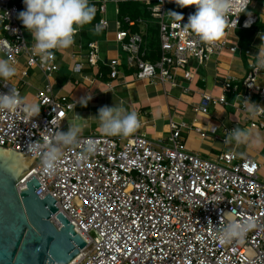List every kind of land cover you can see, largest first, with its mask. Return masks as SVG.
Returning <instances> with one entry per match:
<instances>
[{
  "label": "built area",
  "instance_id": "1",
  "mask_svg": "<svg viewBox=\"0 0 264 264\" xmlns=\"http://www.w3.org/2000/svg\"><path fill=\"white\" fill-rule=\"evenodd\" d=\"M126 1L89 0L97 9L91 31L95 34L107 31L108 3L117 5ZM134 1L144 3L150 18L158 25L159 56L155 61L147 60L142 32L131 29L136 24L144 25L148 18L125 16L115 20V41L127 54L126 65L132 70L131 76L148 84L179 85V71L191 83L195 78L189 68L192 60L202 66L225 51L235 53L240 48L236 31L251 28L258 21V16L249 10L253 0H248L246 9L234 10L229 15L230 24L223 37L214 45H207L183 28L188 17L195 14V5L182 8L175 0ZM25 10L24 0H0V53L17 69L7 85L0 79V93L7 94L13 86L22 96L29 69L42 71L48 79L60 69L58 57L64 49L53 50L54 60L43 66L39 56L33 55L35 41L28 44L26 28L18 19L19 12ZM169 11L182 14L184 19L173 21L166 14ZM102 20L105 25L96 32L95 25ZM123 22L129 27H123ZM85 32L81 28L74 37L75 43L67 48L74 60L72 71L86 81L107 78L110 81L106 83L112 88V81L124 72L123 64L119 58H102L97 41L83 40ZM232 33L236 37L234 43L229 41ZM254 55L250 56L246 77L241 82L234 77L225 78L220 94L198 87L192 89L191 84L183 87L184 93L194 91L199 96L190 103L196 116L191 123L170 118L167 138L155 139L137 132L126 138L81 134L78 145L63 150L54 175L43 174L39 162L20 181L19 190L26 188V182L35 176L41 183L36 194L44 197L50 193L56 199L58 211L86 240V246L70 264H264L261 165L252 157H240L235 151L207 157L188 150L185 145L186 136L191 133L201 138L211 133L224 141L229 131L236 129L224 127L220 136L216 133L218 126L212 125L207 130L198 123V115H207L219 105L238 107L251 117V128H264V113L251 116L243 100L252 102L256 93L259 100L254 103L264 107L262 70L257 72L253 68ZM86 64L93 70L92 74L84 72ZM126 80L124 76L125 83ZM229 94L240 96L239 105L229 101ZM34 98L41 108L38 116L29 118L22 110L0 112L1 147L33 157L27 150L29 143L43 136L51 139L56 130L65 131L64 122L74 109L75 100L55 93L51 82L38 88ZM88 140L95 143L96 151L86 162L78 163V154ZM232 210L234 213H229ZM229 218L237 222L251 219L256 227L242 240L233 239L221 245L218 228Z\"/></svg>",
  "mask_w": 264,
  "mask_h": 264
},
{
  "label": "crops",
  "instance_id": "2",
  "mask_svg": "<svg viewBox=\"0 0 264 264\" xmlns=\"http://www.w3.org/2000/svg\"><path fill=\"white\" fill-rule=\"evenodd\" d=\"M107 6L106 16L110 21V27L107 31L95 34L91 31V24L85 25V33L83 40H95L101 48V56L105 60L111 58H119L124 68L116 80L112 81V88L108 87L105 80L86 81L80 74L74 73L73 63L68 54L70 49H64L63 53L59 54L60 69L51 74L49 79L42 71L32 68L29 69L27 83L22 85V97L29 98L26 101L34 102V95L38 88H42L46 83L51 82L55 93L69 95L75 100L74 109L68 113L64 122V130L67 131L70 123L79 125L81 134L99 133L103 134L98 122L94 119L98 115V110L103 106H116L118 103L128 111H136L141 121V127L136 131L143 133L150 138L165 139L169 134V119L173 118L175 121L185 120L192 122L196 114L191 108V101H197L199 96L191 91L184 93L183 87L191 84L192 89L198 87L203 91H209L213 94H220L222 82L227 77H234L241 82L250 70V56L258 54L259 46L264 43V29L258 30L252 39L250 54L247 55L244 49L239 48L235 53L225 51L219 56L213 58L206 65H198L196 63V71L194 80H186L182 77V72L179 71L177 81L179 85L172 86L171 84H148L145 81L134 79L131 76V69L127 67V54L123 51L121 46L115 41V20L119 19V4L109 2ZM251 8L256 9L258 16V24L264 25V1L258 3V0L252 1ZM118 9V13H116ZM151 19L150 17H147ZM152 22H155L154 24ZM154 25V26H153ZM129 27V26H128ZM141 31L144 39L143 47L146 49V59L155 61L158 56L152 57L151 51L154 45L159 46V29L156 21L153 19L146 20L145 24H136L131 29L134 31ZM127 29V28H126ZM233 34V33H232ZM148 38V42H147ZM229 41L234 43L236 41L235 34L230 35ZM151 42V47L147 43ZM70 48V47H69ZM248 51V50H247ZM0 58L5 56L0 53ZM195 61V60H194ZM192 65V64H191ZM22 68L23 64H19ZM92 69L86 64L84 72L91 73ZM107 73V70H106ZM126 76V83L123 77ZM260 81L264 82V70L260 75ZM240 92L243 90L240 89ZM91 98V99H90ZM89 99V100H88ZM230 102L239 105L240 96L229 94ZM259 100L258 95H253L252 102ZM87 102V105L84 106ZM198 123L205 129L209 130L210 126H218L217 134L223 135L224 127H234L238 129L251 130L258 133L260 141L257 142L252 138L249 144L237 145L235 142L225 144L224 141L213 137L211 133L205 138H201L195 133L186 136L185 145L190 151L197 152L202 156L210 157L214 154L223 151H235L240 157H252L258 164L261 165V176L264 179V128H251V117L233 105H219L213 108L207 115L200 114L197 116ZM201 141V142H197Z\"/></svg>",
  "mask_w": 264,
  "mask_h": 264
},
{
  "label": "clouds",
  "instance_id": "3",
  "mask_svg": "<svg viewBox=\"0 0 264 264\" xmlns=\"http://www.w3.org/2000/svg\"><path fill=\"white\" fill-rule=\"evenodd\" d=\"M175 2L182 8L195 5V14L188 17V22L183 25V28L198 36L200 41L207 45H214L219 41L230 24L229 15L234 10L246 9L248 4V0H175ZM24 4L26 10L19 12L18 19L31 33L35 41L32 53L34 56H39L42 66L54 60L53 50L71 47L75 43L74 37L78 31L85 25L91 24L97 12L95 5L90 4L89 0H24ZM166 14L173 21L180 22L184 19L182 14L174 11ZM104 25L105 21L102 20L95 25L94 30L99 32ZM261 39L264 40V38ZM254 57L253 68L257 72L264 70V43L259 46L258 54ZM16 72V67L8 59L0 58V79L5 82V85L10 83ZM243 100L245 109L251 116L264 113V107L247 99ZM83 105L86 106L87 102ZM16 110H22L29 118H32L39 115L41 108L38 104L27 102L12 86L7 94L0 93V112ZM94 119L106 136L126 138L141 127L138 113L124 109L119 103L112 107H101ZM80 135V126L70 123L67 131L56 130L51 139L43 136L40 140L29 143L27 150L33 157L40 160L43 174L51 176L55 174L63 150L78 145ZM252 138H255L257 142L260 141L258 133L237 128L229 131L224 143L249 144ZM95 151V143L88 140L78 154V163L86 162ZM229 213H234V210ZM255 227L254 220L237 222L229 218L223 227L218 228V241L224 245L233 239L242 240L247 232Z\"/></svg>",
  "mask_w": 264,
  "mask_h": 264
},
{
  "label": "water",
  "instance_id": "4",
  "mask_svg": "<svg viewBox=\"0 0 264 264\" xmlns=\"http://www.w3.org/2000/svg\"><path fill=\"white\" fill-rule=\"evenodd\" d=\"M39 162L0 146V264H70L87 244L50 193L36 194L41 183L35 176L19 190Z\"/></svg>",
  "mask_w": 264,
  "mask_h": 264
},
{
  "label": "trees",
  "instance_id": "5",
  "mask_svg": "<svg viewBox=\"0 0 264 264\" xmlns=\"http://www.w3.org/2000/svg\"><path fill=\"white\" fill-rule=\"evenodd\" d=\"M125 16H130L131 18H138L142 17L147 19V17H150V12L148 11L146 5L142 2L134 1V0H128L126 2L119 3V19H123ZM123 27H128V24L123 22ZM264 25L258 24L257 22L251 27L247 29H238L236 31L237 36L239 37V46L241 49H244V52H247L251 46V42L253 39L254 34L258 30H263ZM137 28H134V31H136ZM148 42V38H147ZM149 47H151V42L147 43ZM153 50L151 51V56L156 57L159 56V46L154 45ZM105 70V68H103Z\"/></svg>",
  "mask_w": 264,
  "mask_h": 264
},
{
  "label": "rangeland",
  "instance_id": "6",
  "mask_svg": "<svg viewBox=\"0 0 264 264\" xmlns=\"http://www.w3.org/2000/svg\"><path fill=\"white\" fill-rule=\"evenodd\" d=\"M264 0H258V3H261V2H263ZM110 3H108V5H109ZM252 10L253 8H249V10ZM253 11L255 12V13H257V8L256 9H253ZM149 20H151V19H149ZM153 24L155 23V22H152ZM154 26V25H153ZM26 38H27V42H28V44H31L32 43V41H33V39H32V36H31V33L26 29ZM192 65H190L189 66V68L192 70V71H196V67H195V65H196V61H194V60H192V63H191ZM27 100L29 99V98H26ZM29 102V101H28ZM34 102H35V100H34ZM34 102H31V103H34ZM198 143L199 142H201V141H197Z\"/></svg>",
  "mask_w": 264,
  "mask_h": 264
},
{
  "label": "bare ground",
  "instance_id": "7",
  "mask_svg": "<svg viewBox=\"0 0 264 264\" xmlns=\"http://www.w3.org/2000/svg\"><path fill=\"white\" fill-rule=\"evenodd\" d=\"M52 218H53V220L56 221V222L58 223V225H59V222L57 221L56 216L54 215Z\"/></svg>",
  "mask_w": 264,
  "mask_h": 264
}]
</instances>
